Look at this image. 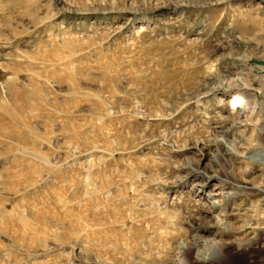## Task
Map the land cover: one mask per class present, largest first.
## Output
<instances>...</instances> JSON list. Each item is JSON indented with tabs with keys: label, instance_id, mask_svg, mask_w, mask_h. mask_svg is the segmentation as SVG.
Here are the masks:
<instances>
[{
	"label": "rangeland",
	"instance_id": "obj_1",
	"mask_svg": "<svg viewBox=\"0 0 264 264\" xmlns=\"http://www.w3.org/2000/svg\"><path fill=\"white\" fill-rule=\"evenodd\" d=\"M256 211L264 0H0V264H264Z\"/></svg>",
	"mask_w": 264,
	"mask_h": 264
},
{
	"label": "bare ground",
	"instance_id": "obj_2",
	"mask_svg": "<svg viewBox=\"0 0 264 264\" xmlns=\"http://www.w3.org/2000/svg\"><path fill=\"white\" fill-rule=\"evenodd\" d=\"M225 70H226V66L224 65V63H218V62H211L210 64H207L205 67H204V73L205 74H207V75H209L210 77H213V78H216V79H218L219 80V78H223V77H225L226 76V73H224L225 72ZM206 75V76H207ZM208 76V77H209ZM225 79V78H224ZM223 79V80H224ZM219 82H220V80H219ZM218 82V83H219ZM216 84V83H215ZM220 84V83H219ZM209 89H212V88H215L214 86H209L208 87ZM212 90H214V89H212ZM34 91H36V90H34ZM26 95V94H25ZM38 95V94H37ZM241 105L243 106V107H241ZM245 106L246 105H243L241 102L239 103V105L237 106V107H234L233 108V112H235V113H238V114H240L242 111L240 110L241 108H245ZM236 111H235V110ZM238 109H239V111H238ZM249 119V118H248ZM249 120H251V119H249ZM243 123H245V120L244 121H242ZM248 124V123H247ZM227 133V132H226ZM226 133H224L223 135H220V136H217L216 137V139H215V141H218V142H220L221 143V145L224 147V149H225V151L227 152V153H231L232 155H237V156H240L241 158L242 157H246V155H245V152H243V151H239L238 149H237V145L235 144V142L236 141H234V140H232V139H230V138H228V134H226ZM240 146V145H239ZM214 159H216V154L215 153H213L212 155H211ZM207 166V165H206ZM211 166V165H210ZM190 168H191V174L193 175V173L195 174V176H198V175H203V176H206V181L203 183V184H198V185H200V186H195V188H196V190L197 191H203L204 190V188L203 187H206V192H207V196H215L216 197V195L218 196V195H222L223 196V193H225V190H226V184L227 183H230V182H228L227 181V179H224V178H222L221 177V175H219L218 174V172H216L215 170H212V168H210L209 170L211 171H203V169L201 170L199 167H194V166H192V165H190L189 166ZM190 170V169H189ZM206 170H208V169H206ZM226 173V172H225ZM216 181V183L213 185V187L212 188H209L208 189V185L210 184V182L211 181ZM232 181V180H231ZM244 181H246V179H244V177H241L240 179H239V181H237V183H235V186L236 187H242V185H241V183L242 182H244ZM226 185V186H225ZM230 185V184H229ZM216 189H220V190H217L216 191ZM227 196L228 195H230L229 197L231 198V199H234L236 196H238V195H240V193L238 192V191H236L235 189L232 191V190H229L227 193ZM212 201V200H211ZM219 200H215V202L217 203ZM219 203H220V201H219ZM219 203H217V204H219ZM225 203H227V202H225ZM230 203V202H229ZM228 206H229V204H227ZM227 205H225L224 207H223V209H224V211H225V214H228V209H227ZM207 206V205H206ZM212 206V205H211ZM214 206H217V205H214ZM213 207V206H212ZM216 211V210H215ZM219 212V211H218ZM242 212V211H241ZM238 213V212H237ZM239 215H242L243 214V212L240 214V213H238ZM251 218L249 219V221H248V224L249 225H251V226H253V228H254V235H256L257 233H258V231H259V229L260 228H263L264 227V213H262V212H258V211H256V213L254 214V212L253 213H251L250 215H249ZM210 217H212V216H208L207 218L209 219ZM254 219V220H253ZM26 222V221H25ZM24 222V223H25ZM26 223H28V222H26ZM253 223L255 224V225H253ZM218 224V223H217ZM40 225V224H39ZM215 225V224H214ZM213 225V226H214ZM215 226H217V225H215ZM222 239H220V243H221V245L222 246H225V244H227L228 242H229V240H226V238L225 237H221ZM236 238H238V237H236ZM199 244L195 241V243L192 245V247L194 246V247H196V255H197V259L198 260H200L202 257V255H201V250H200V247L198 246ZM188 246V244H185V247H187ZM218 253H219V251L218 250H213L210 254H209V257H213V256H216V254L218 255Z\"/></svg>",
	"mask_w": 264,
	"mask_h": 264
}]
</instances>
